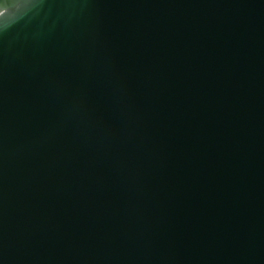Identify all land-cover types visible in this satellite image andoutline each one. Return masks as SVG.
I'll return each mask as SVG.
<instances>
[{"label":"water","instance_id":"1","mask_svg":"<svg viewBox=\"0 0 264 264\" xmlns=\"http://www.w3.org/2000/svg\"><path fill=\"white\" fill-rule=\"evenodd\" d=\"M0 264H264V0H0Z\"/></svg>","mask_w":264,"mask_h":264}]
</instances>
